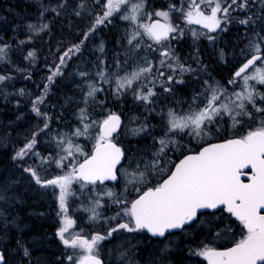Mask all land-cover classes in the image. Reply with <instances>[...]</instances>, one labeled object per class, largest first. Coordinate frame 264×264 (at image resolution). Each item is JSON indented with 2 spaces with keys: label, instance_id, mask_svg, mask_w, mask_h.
I'll use <instances>...</instances> for the list:
<instances>
[{
  "label": "snow or ice",
  "instance_id": "snow-or-ice-1",
  "mask_svg": "<svg viewBox=\"0 0 264 264\" xmlns=\"http://www.w3.org/2000/svg\"><path fill=\"white\" fill-rule=\"evenodd\" d=\"M256 0H231L224 5V0H190L186 10L177 8L176 5H169V10L156 11L154 14L158 18L150 23H138L141 20L144 9V0H105L102 5L104 11L102 15L96 16L92 27L84 34L85 39L91 32H94L98 25L104 24L106 20L114 14L125 11L121 16L122 19L133 23L136 26L128 44L133 45L138 37L147 36L156 44H162L167 41L171 33L181 32L176 25L171 23L172 11L182 13L183 19L188 25H201L207 33L215 32L221 29L222 22L229 23L232 11L236 9H248ZM264 3V0H261ZM130 4V8L128 7ZM59 8L65 7L59 4ZM83 9L86 5L81 0L78 5ZM47 10V9H45ZM52 11H57L53 8ZM59 14V13H57ZM79 11L76 15H80ZM43 13H41V16ZM255 17V18H254ZM264 22V9L260 14L247 16L239 20L241 25H255L256 21ZM30 29L43 31L49 27L48 23L41 20L37 25H28ZM139 29H142L141 32ZM207 33L192 30V35L198 38L200 35ZM254 41H250L247 50H242L246 62L234 73L233 78L228 84H236L237 80L242 81L243 87L240 91L233 92L231 95L234 100L225 102L226 89L214 86L205 81V103L203 107L196 105L190 106L187 112L178 113L169 109L162 120L164 121V134L159 138H154L155 143L159 144L153 159L148 162H137L133 171H124L125 187L131 186V190L137 193L135 199L123 201L116 199L117 204L123 203V215L128 217V222L120 223L115 228L108 230L106 235L95 233L90 238L80 234L66 235L70 232L74 221L68 217V198L73 195L71 186L74 182H79L82 187L87 185H96L98 182L103 184L105 181H118L121 177L118 175L121 161L127 159L125 150L114 142V133L121 128L120 115L114 112H108L101 120H89L86 109H80V121L83 128H77L72 136L87 135L91 127L96 126L98 131L95 136V144L90 154L84 152L79 145H74L72 140L65 136H60L58 146L66 155L61 156L56 163L58 167H69L65 161L71 158L70 170L63 175H58L52 179H42L35 168L28 167L24 171L28 172L35 182L41 187L53 186L59 189L58 201L62 226L57 230V236L66 248L82 250L84 255L78 259L69 255L67 259L74 261V264H104L99 255V246L101 241L112 237L113 233L119 230H125L129 233L140 230H147L153 236L165 235L170 229H181L185 225L198 219V211L201 209H217L223 205L227 212L235 216L243 225L246 233H242V238L231 248L219 251L208 245H204L198 252V255L204 256L208 264H264V119H260L255 128H251L247 133L239 138L229 139L223 143L209 144L203 147L197 154L186 155L178 164H175L174 170H170L167 178L153 187H147L143 190L139 185H146L147 177L153 171L162 170L161 159L166 155L165 149L169 144H174L172 139L178 133H183L186 129L188 134L199 137L204 132V126L207 123L214 122L223 115H228L233 121V125L241 123L238 117H248L253 119V113L248 110L251 105L255 112L264 115V107L257 104L256 97L264 102V93H259L250 81H256L264 85V56L261 55V46L264 44V35L255 32ZM209 40L214 38L208 35ZM84 41H81L83 44ZM8 46H0V59L5 56V50ZM135 47L139 48L140 43L136 42ZM103 45L100 51L103 52ZM80 45H73L72 48L64 52L59 58V64L55 70L47 77L51 82L53 78L60 74L61 67L65 64L66 59L70 58L73 52H79ZM161 67H166L172 72V75L165 76V72L157 69L158 77H164L167 82L183 83V80H176V75H183L191 72L193 69L185 67L179 62L178 57L169 49L165 48L160 53ZM34 53L29 52L28 57H33ZM250 57V58H249ZM257 61H262L257 66ZM119 66V62H117ZM251 69V71H249ZM153 72L151 61H145L143 65H138L124 75H116L114 94L122 95L127 90L133 89V85L140 81L141 78H147ZM81 77H86L87 73H80ZM97 76L108 83L105 71L102 69ZM9 79L7 76L0 75V81ZM152 87H147L145 91L143 86L134 91L137 100L149 102L151 97L155 96L153 90L154 80L149 81ZM163 83V82H162ZM45 91L33 101L32 110L37 116H45L40 111L39 105L44 103L47 95ZM88 91L84 95V101L87 104L90 98H94L97 92L103 91L101 88L88 85ZM164 91H171L170 88H164ZM193 97L195 102L198 99ZM102 104V102H101ZM87 121V122H86ZM49 125L45 122L43 129H48ZM147 124H142L139 128L132 129L133 134H140L147 130ZM38 133L34 132L32 138L28 140L23 147L16 151L13 160L23 159L29 155H38L35 152ZM66 145V147H63ZM83 156L82 162L76 160V156ZM49 162V157L41 158V164ZM141 164L143 167H141ZM131 167V164L129 165ZM251 168L252 175L248 183L241 180L243 171ZM98 195L113 197L111 190ZM2 198V197H0ZM93 207L86 209L92 213L90 219L96 220L99 213L96 208L100 205L99 200L93 201ZM119 216L120 213H117ZM203 215V213H201ZM115 217H113L114 219ZM28 250H24V255L28 256ZM123 253L121 257H123ZM5 257L0 254V264H4Z\"/></svg>",
  "mask_w": 264,
  "mask_h": 264
},
{
  "label": "trees",
  "instance_id": "trees-1",
  "mask_svg": "<svg viewBox=\"0 0 264 264\" xmlns=\"http://www.w3.org/2000/svg\"><path fill=\"white\" fill-rule=\"evenodd\" d=\"M104 2L83 0L86 7L81 9L78 7L81 0H0V46H8L5 56L0 59V75L9 77L0 81V197L4 189H8V194L15 197L5 207H2L1 201L5 197L0 198V242L4 238L8 240L3 248L6 264H50L45 253V226L50 215L49 207L55 205L56 200L38 191L44 188L24 171L23 159L13 160L16 151L32 138L34 132L38 133L35 151L42 155H52L59 148L58 136L70 133L81 124L80 109L84 108L89 119L113 110L123 116L124 125L128 118H132L135 125L147 124L153 127L151 133L146 134H150L152 139L158 138L164 133L161 120L166 108H177L180 104L191 105L193 97L198 94V99H204L205 81L209 84L228 85V81L246 60L242 50L246 51L249 42L257 39L255 32L264 35V22L257 20L255 25L248 26L239 23V20L247 16L260 14L264 9L261 0H256L248 9L232 11L230 22L223 23L219 33L211 34L213 40H209L208 35L195 38L187 32L178 38L175 36L177 32L172 33L177 52L186 58V64L193 71L184 77L183 83L167 82L166 87L171 91L162 88L153 103L142 105L143 101L134 96L136 86L122 95H116L112 79L120 70H132L143 65L146 57L153 56L158 50L153 51L152 55L149 49L146 51L141 48L145 43H140L139 48L135 47L138 41L129 45V33L134 26L122 19L109 18L85 39L84 34L92 27L96 16L102 15ZM230 2L224 0V5ZM152 3L160 8H169V5L177 3V8L186 10L180 0L174 4L172 0H155ZM59 4L65 7L59 8ZM53 8L57 11H52ZM77 11L81 14L76 15ZM41 20L48 23L47 29L37 31L28 27L30 24L37 25ZM173 20L183 23L182 13L173 11ZM78 44L80 51L74 56L70 55L61 67L60 74L49 82L47 77L59 64V58L67 49ZM101 45L103 52L100 51ZM262 46L264 49V44ZM29 52H33L34 56L28 57ZM102 69L109 77L108 83L97 76ZM81 72L87 73V77H81ZM89 83L103 91L97 92L86 104L84 95L89 90ZM46 84L47 95L44 103L39 105L40 111L46 114L45 118L37 116L32 108L33 101L45 91ZM259 106L264 107V102L259 101ZM45 122L49 125L48 129L39 131ZM248 127H252V124ZM240 128L237 124L236 127H230L228 121L222 125L219 118L213 124V135L217 138L213 140L243 136L244 130ZM144 135L138 136V139H143ZM195 145L196 149L200 147V144ZM183 153H176L175 159ZM47 173L45 169L38 172L43 177ZM217 214H213V238L210 244H198V252L204 245L228 244L235 240L230 237L231 225L223 227L225 216ZM221 228L223 233L219 236L217 230ZM239 229L242 232V227ZM25 249L28 250V256L24 255ZM202 260L199 257L170 256L165 262L204 264Z\"/></svg>",
  "mask_w": 264,
  "mask_h": 264
},
{
  "label": "flooded vegetation",
  "instance_id": "flooded-vegetation-1",
  "mask_svg": "<svg viewBox=\"0 0 264 264\" xmlns=\"http://www.w3.org/2000/svg\"><path fill=\"white\" fill-rule=\"evenodd\" d=\"M199 30L207 33L206 29ZM211 34L212 33H207V35ZM261 54L264 56V49L261 51ZM259 63H261V61H258L257 65ZM162 117H164V115H162ZM122 119V128L120 132L114 136V141L125 150L127 156V159H125L124 162L118 166L120 169L118 175L121 178L118 181H105L103 184L98 182L96 185H87L85 187H82L79 182H74L72 184L71 191L73 195H71L67 200V215L74 221V224L70 228V232L66 235L80 234L87 238H90V236L95 233L106 235L109 229L117 227V225L120 223L128 222V217L123 215V209L125 205L123 203L117 204L114 202L116 199L131 201L137 196V193L131 190V186H128L126 189L125 179L123 176L124 171H133L137 162L151 161L154 157H150V155L156 151L158 144L155 143L154 139L150 138V134H146L150 133L148 131L152 130L153 127L150 126H148V129L146 130V135H144V133L142 134L144 135L143 139L139 140L136 137H131L130 139L126 140L123 139L125 138L122 135V130L124 127L123 116ZM161 121L163 129L164 121ZM207 139H205V142L200 145L198 149L194 148L192 150H188L176 158L172 166L167 169V172L164 167H162L160 172L153 171L152 174L147 177L146 185L139 186L143 190H146L147 187H153L156 184L161 183L170 173V170H173L174 165L183 155L190 152H197L205 144L216 141L213 139ZM123 142H125V144ZM92 149L88 148L89 154L91 153ZM82 160L80 162H82ZM130 164L131 167H129ZM141 167H143L142 164ZM247 172L251 173V170H248ZM50 176L53 177L54 175L51 174ZM243 179L245 181L250 180L245 178ZM47 189L50 191L49 195H51V198H56L55 205L49 207L50 215L45 226L47 238L45 244V253L47 259H50V264H74V261H69L67 259L69 255L74 256V259H78L81 255L86 253L79 249L74 250L66 248L57 236V230L62 226L61 217L58 215L60 212L59 204L57 202L59 189L53 186H49ZM108 190H111L114 193L113 197H108L106 195L103 197L98 195L107 192ZM94 200L100 201V205L96 208V211L99 213V217L96 220L90 219L92 213L86 210L94 206ZM117 213H120V215L118 216ZM201 213H203V215H201ZM216 213L223 214L225 216L222 224L223 226L231 225L230 237L234 238L235 240L228 244H211L208 246H212L217 250L234 246L235 243L242 238V233H246V230L243 228V225L240 223V221L237 220L235 216H232L230 213H228L226 208L223 206L214 211L208 209L200 212L198 219L185 225L180 230L166 233V235L163 237L153 236L151 233L147 232V230H140L133 233H129L125 230H119L113 233L112 237L100 242V258L104 261V264H127V262H130L129 264H167L164 262L166 258H170V256H175L177 258L184 256L190 258L199 257L203 259L202 262L204 264H208V260L204 256L198 255L197 245L202 243L210 244L213 238V234L211 232L213 229V214ZM113 217L115 218L113 219ZM239 227H242V232L240 231ZM0 248L2 247L0 246ZM122 253L124 254L123 257H121ZM168 264L175 263L169 262Z\"/></svg>",
  "mask_w": 264,
  "mask_h": 264
},
{
  "label": "rangeland",
  "instance_id": "rangeland-1",
  "mask_svg": "<svg viewBox=\"0 0 264 264\" xmlns=\"http://www.w3.org/2000/svg\"><path fill=\"white\" fill-rule=\"evenodd\" d=\"M153 1H155V0H153ZM180 1H181V4L182 5H185L186 8H187L188 3L190 2V0H180ZM152 2H151V0H144L143 13L145 15L142 16L141 20L138 21V23H141V22L142 23H150L153 18H156V16L155 15L149 16L148 14H154L156 11H161V10H169V8L155 7V6H153V3ZM172 2L174 4L176 2V0H172ZM186 2H187V5H186ZM175 4H177V3H175ZM128 7L130 8V4H129ZM124 14H125V11L124 10H121L120 12L114 14L110 18H112V20H114V19L115 20L122 19L121 16L124 15ZM122 20H124V19H122ZM124 21H127V20H124ZM171 23L173 25H176L178 27V29L182 30V34L179 31L176 33L175 36H177L178 38H182L187 32L192 35V30H196L197 32H201L198 29L197 26H195L193 24L192 25H188L184 19H183V23H179V22L176 23L173 20V11L171 13ZM131 24L134 27L132 28V31L129 33L130 35H131V33L134 30H136V26L133 23H131ZM139 30L141 32L143 31L142 29H139ZM129 38H130V36H129ZM137 41L139 43H142V44L145 43V46H141V48L142 49L144 48L145 50L146 49H149L151 51V53L150 52H148V53L152 54V53H154L153 51H155V50H158V53H154V55L152 54L153 56H147L146 57V61H151L152 64H153V72L150 75H148L147 78H143L142 77L140 81L136 82L133 85V87L136 86V89L135 90H138V89H140L143 86L144 90L146 91L147 90V87H152L153 86L152 84L149 83V81L154 80L155 86H154L153 90L156 93L155 96H157V94H159L162 91V88H168V87H166L167 81L165 80V78L164 77H158V75H157V69H160V70L164 71L165 72V76L172 75V72L170 70H168L166 67H161V65H160V61H161V59H163V57H161V55H160L161 51H163L165 48H167L172 53H174V55L176 57H178L179 62L180 63H183L185 65V67H189V65L186 64V58H183L177 52L176 47H175V44H174V41H173L172 33L169 35L168 40L167 41H164L162 44H156L154 41L150 40L147 36H143L142 38L141 37H138L137 38ZM261 49H262L261 51H263V46H261ZM76 54H77V52H73L70 55L74 56ZM261 63H262V61H261ZM261 63H259L257 66H260ZM129 71H131V70H123V71L120 70V73L118 75H124L126 72H129ZM188 73L189 72H186L182 76L181 75H176L175 79L176 80H183L184 81V77ZM115 77H114V79H112V83L114 85V88L116 87V85H115ZM107 78H109V77H107ZM249 83L252 84V85H254L255 89L259 93H264V90L261 87V86L264 87V85L259 84L256 81H250ZM211 85L218 86V87H220L222 89H226L227 90L226 91V96H225V102H227L228 100H234L235 97L232 96L231 94L233 92L240 91L242 89V87H243L242 81H240V80H237L236 84H231V85L230 84L225 85V86H221L219 84H211ZM97 88H99V87H97ZM155 96L151 97V99H150L149 102L143 101L142 105L149 104L150 102L153 103V101L155 100ZM256 101H257V104L259 105V101H260V97L259 96L256 97ZM141 102H142V100H141ZM205 102L206 101H205V97H204V99L203 98L196 99L195 102L193 101L191 105H188V104H180L181 106L180 107H177V108L176 107L166 108V111L162 115L165 116L169 109H173V110L177 111L178 113L183 114L184 112H187L189 110V107L190 106L195 107L198 104V105H200V107H203V105H204ZM248 110L253 113V119H249L248 117H242V118L241 117H238V119L241 120V123L237 124V126L242 127L240 129L244 130L243 131L244 135L247 133V131L249 129L255 128L257 126L258 121L260 119H264L263 118L264 116H262L261 114L256 113L255 112V109L252 108L251 105L248 106ZM108 112H115V111L108 110ZM107 113H105V114H107ZM104 115L103 116L94 117V118L89 119V120H97L98 121V120L103 119L104 118ZM131 119L132 118H130V119L128 118L127 124L124 125L125 131L123 130V132H122V135L125 137L123 139H125V140L126 139H130L131 137H133V138L134 137L139 138L137 136H140L143 133H146V131H145V132H141L138 135L133 134L132 129L139 128L141 125H135V124H133V121L132 120H134V119H132V120ZM217 119H219V118H217ZM220 119H221V124L222 125L226 121H228V124H230V127H236V125H233V121H232V119H231L230 116L223 115V117L220 118ZM215 121L212 122V123H207L206 122V124L204 126V132L199 137H197L195 135L188 134L189 130H187V129L183 133H178L177 135H175L174 137H172V139L175 141V143L168 145V147L165 149L166 155L161 159V164L163 165V167L166 170V172L168 171L167 169L170 166H172V164L174 163L175 154L176 153L181 152V151L182 152H186L188 150H192V149L196 148L195 143L202 145L205 142V139H207L210 136L211 137L209 139H207V140H210V139L212 140V139L216 138V135H213L214 134V132H213V124L215 123ZM250 124H252V127H248ZM78 127L82 129L83 128V125L82 124H79V125L75 126L74 129L70 133H65V134L59 135L57 141L59 140V137L60 136H65L66 138L71 139L74 145H79L84 150L85 153L89 154L88 148L92 149L94 147V144H95V136L97 134L98 129H97L96 126H93V127H91L89 129L87 135L72 136L71 133H73ZM148 132H150V131H148ZM161 136H163V134ZM57 146H58V144H57ZM63 147H66V145H64ZM158 147H159V144H158ZM156 150H157V147H156ZM35 152L38 153V151H35ZM153 154H151L150 157H153ZM64 155H66V153L62 150V147L59 146V148L57 149L56 153H53L52 155H50V154H48V155H42V154H39L38 153V155H29V156L24 157L23 160L25 161V163H22V167H25V168L33 167L39 173L45 169V171H48V173L44 177L41 176V178L42 179H52V178H54V177H56L58 175H63V174H65L66 172H68L70 170L71 158H69V160L65 161V164H68L69 167H63V168H61V167H58L56 165V163L52 162L54 160H58L61 156H64ZM43 157H49V162L41 164V158H43ZM82 159H83V156H80V155L77 154L76 160L80 162ZM51 174H53L54 176L53 177L50 176ZM43 188L44 189H40L38 191H40L42 194L44 192L45 194L49 195V192L50 191H49V189H47L48 187H43ZM3 192H4V194H3L2 198H4V197L5 198L3 200L1 199V201H2V207H5V206H7L9 204V202L11 200L15 199V197H14L13 194H8L9 193L8 192V189H4ZM101 196L104 197V195H101ZM54 199H56V198H54ZM57 202L59 204V201L58 200H57ZM222 228L217 230V232L219 233V236H221L222 233H223L222 232ZM6 241H8V240L4 238L3 241L0 242V243H2V245H1L2 248L5 247V242ZM129 263L130 262H127V264H129ZM164 263H166V262H164Z\"/></svg>",
  "mask_w": 264,
  "mask_h": 264
},
{
  "label": "water",
  "instance_id": "water-1",
  "mask_svg": "<svg viewBox=\"0 0 264 264\" xmlns=\"http://www.w3.org/2000/svg\"><path fill=\"white\" fill-rule=\"evenodd\" d=\"M156 19H161V22H163V19L162 18H158V17H156V18H153L152 20H151V22H153V21H155ZM193 25H195V24H193ZM195 26H198V27H201L202 28V26L201 25H195ZM222 28H223V23H222V25H221V29H217L215 32H212V33H219L221 30H222ZM262 55V54H261ZM263 56V55H262ZM250 58V57H249ZM245 62H246V60H245ZM244 62V63H245ZM257 63H258V61H257ZM242 65H240L239 67H241ZM239 69V68H238ZM237 69V70H238ZM249 70H251V69H249ZM116 114H118V115H120L119 113H116ZM120 118H121V128H122V125H123V119H122V116L120 115ZM121 128L118 130V132H120V130H121ZM117 132V133H118ZM117 133H114V136L117 134ZM234 138H239V136H233V137H228V138H225V139H221V140H216V141H213V142H210V143H208V144H205L203 147H206V146H208L209 144H218V143H223L224 141H226V140H229V139H234ZM115 142V141H114ZM118 146H120L119 144H118ZM203 147H201L200 148V150H202V148ZM199 150V151H200ZM199 151H197V152H190V153H187V154H185V155H183L177 162H176V164H178L179 162H180V160H182L183 158H184V156H186V155H194V154H197ZM125 160V159H124ZM124 160H122L121 161V164L124 162ZM119 166V165H118ZM117 166V167H118ZM175 166V165H174ZM173 170H174V168H173ZM248 170H251V168L249 167V168H246V169H244L243 171L246 173V175H242L241 176V180H242V182H244V183H248L249 182V180L248 181H245L243 178H245V179H250V177H251V175H252V170H251V173H248L247 171ZM167 178V177H166ZM165 178V179H166ZM220 207H223V205H221V206H219L218 208H220ZM217 208V209H218ZM217 209H211V210H217ZM205 210H208V209H201V210H199L198 211V215H199V213L200 212H203V211H205ZM191 223V222H190ZM182 229V228H181ZM175 230H180V229H170V230H167L166 232H165V235H166V233H168V232H170V231H175ZM233 247V246H232ZM229 248H231V247H229ZM226 249H228V248H225V249H218L219 251H223V250H226ZM0 254H3L4 255V257H5V261H4V264H6V261H7V259H6V255H5V253H4V250L2 249V248H0ZM103 261V260H102Z\"/></svg>",
  "mask_w": 264,
  "mask_h": 264
},
{
  "label": "bare ground",
  "instance_id": "bare-ground-1",
  "mask_svg": "<svg viewBox=\"0 0 264 264\" xmlns=\"http://www.w3.org/2000/svg\"><path fill=\"white\" fill-rule=\"evenodd\" d=\"M87 77V76H86ZM87 80V79H86ZM84 81V80H83ZM88 82V81H87ZM79 128V127H78ZM52 147V146H51ZM18 181H20V180H18ZM19 184V183H18ZM41 194V193H40ZM44 197V196H43ZM46 199V198H45ZM45 199H44V201H45ZM47 200V199H46ZM49 200V199H48ZM44 201H43V203H44ZM48 202V201H47ZM44 204H46V203H44Z\"/></svg>",
  "mask_w": 264,
  "mask_h": 264
}]
</instances>
